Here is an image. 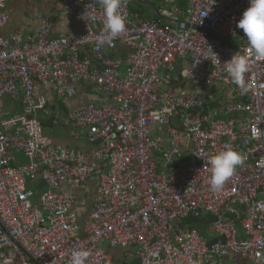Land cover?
<instances>
[{
    "label": "built area",
    "instance_id": "built-area-1",
    "mask_svg": "<svg viewBox=\"0 0 264 264\" xmlns=\"http://www.w3.org/2000/svg\"><path fill=\"white\" fill-rule=\"evenodd\" d=\"M60 1L75 33L52 37L46 16L0 32V101L23 103L0 124V264H67L80 248L87 264H264V58L209 32L244 41L249 0H144L181 28L126 3L127 31L100 49L98 0ZM9 21L0 0V31ZM122 45L131 53L114 56ZM233 54L249 59L247 91L226 72ZM87 85L99 102L53 110L50 96L75 100ZM40 116L95 147L56 145ZM228 149L245 163L211 191L205 160Z\"/></svg>",
    "mask_w": 264,
    "mask_h": 264
},
{
    "label": "clouds",
    "instance_id": "clouds-1",
    "mask_svg": "<svg viewBox=\"0 0 264 264\" xmlns=\"http://www.w3.org/2000/svg\"><path fill=\"white\" fill-rule=\"evenodd\" d=\"M103 12V27L97 38V49L111 46L114 39L127 31V18L122 15L126 0H98ZM89 21L95 23L97 16L89 12ZM236 27L243 30L248 51L257 58H264V0H249V7L242 13ZM231 81L241 90L247 91L246 74L249 72V59L245 55L233 54L224 63ZM246 156L241 152L228 149L215 153L206 161L211 169L208 184L211 191L219 192L245 163ZM89 251L84 248L73 250L67 264H87Z\"/></svg>",
    "mask_w": 264,
    "mask_h": 264
},
{
    "label": "crops",
    "instance_id": "crops-1",
    "mask_svg": "<svg viewBox=\"0 0 264 264\" xmlns=\"http://www.w3.org/2000/svg\"><path fill=\"white\" fill-rule=\"evenodd\" d=\"M7 12L10 16V21L8 25L0 31L6 36L20 27H24L28 32L34 31L38 27L36 21L40 17L45 16L50 18L54 24L51 33V36L54 38L73 34L79 29L78 22L74 17L67 15L66 6L64 2L60 0H7ZM120 54H122L121 47L114 52V56L118 57ZM45 94L50 96L49 91H46ZM49 99H51L53 110L61 113L63 117L70 111L78 110L68 108L64 104L67 100L57 102L53 96H50ZM75 100L78 101V103L75 102L76 106L86 107V104H91L92 102L96 104L99 102V95L95 88L87 85L82 87L79 96ZM22 112L23 103L21 97H4L0 101V124L3 119ZM40 120L43 123L46 133L52 138L56 145L64 146L71 150L82 149L84 152H90L95 147L86 138L76 137L70 125L64 124L63 121L55 123L54 116H43ZM88 207L89 206H77L81 221L86 219L87 212L90 210ZM194 223L195 221L192 222V224ZM195 224H199L198 221ZM124 250L125 249L119 248L112 252L117 258L121 259L124 255L122 254Z\"/></svg>",
    "mask_w": 264,
    "mask_h": 264
},
{
    "label": "water",
    "instance_id": "water-1",
    "mask_svg": "<svg viewBox=\"0 0 264 264\" xmlns=\"http://www.w3.org/2000/svg\"><path fill=\"white\" fill-rule=\"evenodd\" d=\"M126 2H130V3L138 4V5H141V6L145 7V8H147V9L150 11V13H151L152 15H154V16L157 17V18H159V19H160L161 21H163L164 23H167V24H170V25H174V26H176V27H178V28L183 27L182 24H174L173 22H171V21L168 20L167 18H164V17L161 16L160 14L155 13V12L153 11L152 7H151V4L148 3V2H146V1H144V0H126ZM185 27H186V28H191V27L188 26V25H185ZM194 28H195V29H198V27H194ZM205 31H208V30H205ZM209 32H210L211 34L215 35L216 37H218L219 39H221L222 41H224L225 43L230 44V45H239V44L241 45V44L246 43L245 40H244V41H240V42H236V41H233V40L226 39V38H224V37H222V36H220V35H217V34L213 33L212 31H209Z\"/></svg>",
    "mask_w": 264,
    "mask_h": 264
},
{
    "label": "rangeland",
    "instance_id": "rangeland-1",
    "mask_svg": "<svg viewBox=\"0 0 264 264\" xmlns=\"http://www.w3.org/2000/svg\"><path fill=\"white\" fill-rule=\"evenodd\" d=\"M121 47V50H122V52H124L125 54H126V56H128L131 52H130V50L128 49V48H126L125 46H120ZM75 102H77L78 103V101L77 100H67V101H65V105L68 107V108H71V109H82L83 107H85V106H83V107H78V106H76V104H75ZM71 103H73V104H71ZM86 105H88V104H86ZM41 118L43 117V116H40ZM40 118V119H41ZM180 223V222H179ZM129 252V250H124V251H122V254H126V253H128ZM131 252L132 253H135L136 252V250H131ZM129 261L130 262H137V258H136V256H134V258H130L129 259Z\"/></svg>",
    "mask_w": 264,
    "mask_h": 264
},
{
    "label": "trees",
    "instance_id": "trees-1",
    "mask_svg": "<svg viewBox=\"0 0 264 264\" xmlns=\"http://www.w3.org/2000/svg\"><path fill=\"white\" fill-rule=\"evenodd\" d=\"M126 3L130 6L132 11L140 12V13H142L144 15H148V16H153L147 8H145L141 5L130 3V2H126Z\"/></svg>",
    "mask_w": 264,
    "mask_h": 264
}]
</instances>
